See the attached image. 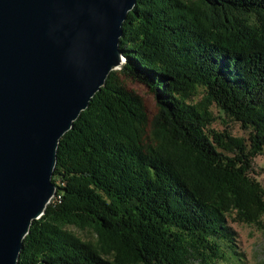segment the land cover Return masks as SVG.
<instances>
[{
    "label": "trees",
    "instance_id": "obj_1",
    "mask_svg": "<svg viewBox=\"0 0 264 264\" xmlns=\"http://www.w3.org/2000/svg\"><path fill=\"white\" fill-rule=\"evenodd\" d=\"M112 71L60 140L56 194L18 264H217L236 253L228 213L255 222L264 189V0H137ZM224 117L248 138L211 126ZM72 228L89 229L84 240Z\"/></svg>",
    "mask_w": 264,
    "mask_h": 264
},
{
    "label": "water",
    "instance_id": "obj_2",
    "mask_svg": "<svg viewBox=\"0 0 264 264\" xmlns=\"http://www.w3.org/2000/svg\"><path fill=\"white\" fill-rule=\"evenodd\" d=\"M137 0H0V264L54 198L61 138L125 63Z\"/></svg>",
    "mask_w": 264,
    "mask_h": 264
},
{
    "label": "rangeland",
    "instance_id": "obj_3",
    "mask_svg": "<svg viewBox=\"0 0 264 264\" xmlns=\"http://www.w3.org/2000/svg\"><path fill=\"white\" fill-rule=\"evenodd\" d=\"M120 70L121 68L115 70L119 79L128 89L140 95L144 100L150 121L148 135L151 136L152 122L159 111L157 99L146 85L126 76ZM213 110L219 119L211 128L219 132L229 129L234 136L248 138V131L240 123L224 117L216 107H213ZM251 174L264 189V152L254 158ZM227 219L229 226L236 233V253H231L227 256L228 258L218 261L217 264H264V213L260 215L257 221L251 222L244 220V217L235 210H231ZM72 229L84 240H96L97 236L92 230Z\"/></svg>",
    "mask_w": 264,
    "mask_h": 264
}]
</instances>
